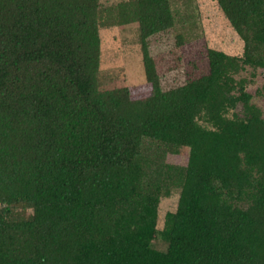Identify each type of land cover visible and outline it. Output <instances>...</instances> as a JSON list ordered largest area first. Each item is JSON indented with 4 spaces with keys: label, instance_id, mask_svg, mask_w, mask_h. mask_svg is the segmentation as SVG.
<instances>
[{
    "label": "trees",
    "instance_id": "16d2710c",
    "mask_svg": "<svg viewBox=\"0 0 264 264\" xmlns=\"http://www.w3.org/2000/svg\"><path fill=\"white\" fill-rule=\"evenodd\" d=\"M216 3L242 53L207 48L205 71L164 89L149 39L174 26L171 0H0V264H264V117L247 90L264 0ZM130 24L143 96L100 89L99 32Z\"/></svg>",
    "mask_w": 264,
    "mask_h": 264
},
{
    "label": "rangeland",
    "instance_id": "374dc122",
    "mask_svg": "<svg viewBox=\"0 0 264 264\" xmlns=\"http://www.w3.org/2000/svg\"><path fill=\"white\" fill-rule=\"evenodd\" d=\"M117 3L122 0H101ZM176 11L171 29L149 39V51L156 62L164 89L183 84L189 75H198L207 69L205 50L212 48L229 55L242 53V42L230 27L217 6L216 0H171ZM137 24L102 28L100 35V68L102 73L111 74L112 79L100 82V89H111L126 85L133 96H143L149 86L142 70L141 51ZM182 45L176 46L177 36ZM197 68V69H196ZM247 78V71L242 72ZM247 90L264 117V73L256 70L248 79ZM167 161L183 165L187 151L167 157ZM178 192L164 194L158 213V228L166 212L174 211Z\"/></svg>",
    "mask_w": 264,
    "mask_h": 264
}]
</instances>
